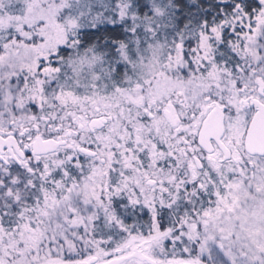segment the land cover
<instances>
[{
	"label": "snow or ice",
	"instance_id": "6c2138e0",
	"mask_svg": "<svg viewBox=\"0 0 264 264\" xmlns=\"http://www.w3.org/2000/svg\"><path fill=\"white\" fill-rule=\"evenodd\" d=\"M0 264H264V0H0Z\"/></svg>",
	"mask_w": 264,
	"mask_h": 264
}]
</instances>
